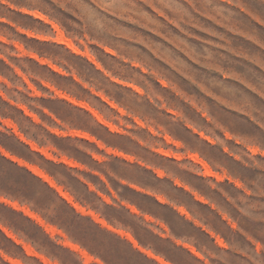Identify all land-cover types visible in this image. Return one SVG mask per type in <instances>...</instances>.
Returning <instances> with one entry per match:
<instances>
[{"label":"clouds","instance_id":"obj_1","mask_svg":"<svg viewBox=\"0 0 264 264\" xmlns=\"http://www.w3.org/2000/svg\"><path fill=\"white\" fill-rule=\"evenodd\" d=\"M0 264H264V0H0Z\"/></svg>","mask_w":264,"mask_h":264}]
</instances>
